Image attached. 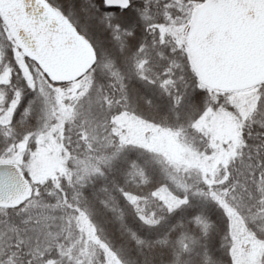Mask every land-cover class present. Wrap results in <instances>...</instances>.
<instances>
[{
    "label": "snow or ice",
    "instance_id": "obj_1",
    "mask_svg": "<svg viewBox=\"0 0 264 264\" xmlns=\"http://www.w3.org/2000/svg\"><path fill=\"white\" fill-rule=\"evenodd\" d=\"M0 264H264V0H0Z\"/></svg>",
    "mask_w": 264,
    "mask_h": 264
}]
</instances>
